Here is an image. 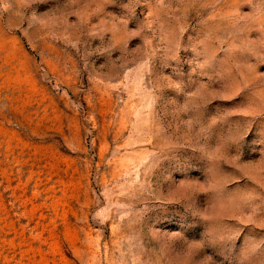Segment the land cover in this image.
<instances>
[{"label": "rangeland", "instance_id": "1", "mask_svg": "<svg viewBox=\"0 0 264 264\" xmlns=\"http://www.w3.org/2000/svg\"><path fill=\"white\" fill-rule=\"evenodd\" d=\"M0 264H264V0H0Z\"/></svg>", "mask_w": 264, "mask_h": 264}]
</instances>
